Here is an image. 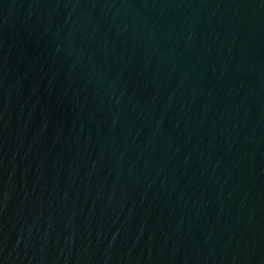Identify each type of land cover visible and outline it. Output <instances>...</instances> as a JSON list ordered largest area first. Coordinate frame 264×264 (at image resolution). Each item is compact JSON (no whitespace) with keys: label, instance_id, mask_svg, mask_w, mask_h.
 I'll return each instance as SVG.
<instances>
[{"label":"water","instance_id":"95a60500","mask_svg":"<svg viewBox=\"0 0 264 264\" xmlns=\"http://www.w3.org/2000/svg\"><path fill=\"white\" fill-rule=\"evenodd\" d=\"M0 264H264V0H0Z\"/></svg>","mask_w":264,"mask_h":264}]
</instances>
